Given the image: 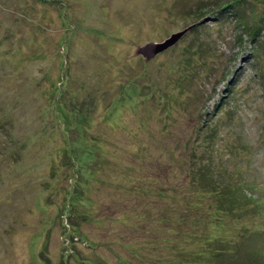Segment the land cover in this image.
I'll return each instance as SVG.
<instances>
[{
  "label": "rangeland",
  "instance_id": "rangeland-1",
  "mask_svg": "<svg viewBox=\"0 0 264 264\" xmlns=\"http://www.w3.org/2000/svg\"><path fill=\"white\" fill-rule=\"evenodd\" d=\"M226 2L0 0V264L209 263L191 230L264 264V37ZM240 165L245 216L184 215L191 170Z\"/></svg>",
  "mask_w": 264,
  "mask_h": 264
},
{
  "label": "trees",
  "instance_id": "trees-1",
  "mask_svg": "<svg viewBox=\"0 0 264 264\" xmlns=\"http://www.w3.org/2000/svg\"><path fill=\"white\" fill-rule=\"evenodd\" d=\"M230 2H226L227 5H225V7H230V8H237L239 7L237 10L240 13V15L237 17L239 23L242 25V27H247L248 30H251L250 36L254 39L255 37H264V1L263 0H250L247 1V4L244 0H229ZM249 6L252 8V12L254 13V15L252 14L251 18L246 16V13L248 12ZM224 7V8H225ZM237 12V11H236ZM237 12V13H238ZM254 16V17H253ZM249 18V19H248ZM262 62V61H261ZM262 64H264L262 62ZM261 70H259L257 73L259 76H264V69L260 68ZM59 88V87H57ZM61 114V112H60ZM237 149V148H235ZM234 149V150H235ZM241 156V154H240ZM239 156V157H240ZM240 167H243L242 165H240L237 169L235 170V172L230 173L234 178L233 183L235 185H231V184H225V183H220L219 181H214L213 177L215 176L212 172L209 171H203L202 173H196L195 171L191 170V172H189L190 175V179L191 181H189L191 184L190 185V194L191 197L188 195V198H185L190 206L187 207V211L191 212H187L184 215L187 216H193L195 221L202 223L204 221V219H208L209 216H205L204 218H202V208L206 209L205 206V202H207V200H210L212 197L214 198V204L217 206L212 207V210H215L216 215H214L216 218H219V212L220 211H224L226 210L227 212H229L231 215L234 213L239 214V216H245V212L246 210L249 209V205L252 206L251 202L249 201L250 198H255L254 196L249 195L248 196L246 193H242L243 192V187L240 186V184L243 182L244 187L247 188L248 192H252L253 188H256L255 183H249L248 181H246L245 179L240 180L241 175L242 174ZM239 174L240 177L236 174ZM247 173V172H246ZM245 173V174H246ZM221 175V174H220ZM219 175V177H220ZM239 178V179H238ZM240 180V181H239ZM210 182V186H207L208 184L206 182ZM194 189V190H193ZM149 189H146V192ZM159 193V191H158ZM256 199V198H255ZM226 205V206H225ZM208 208V207H207ZM256 210V209H254ZM198 213H196V212ZM257 211V210H256ZM264 210L260 209V212H263ZM182 216L181 217V221L179 219V225H180V229L179 231L181 232V228L183 226L185 227H189L188 230H191L194 228L193 225L188 224L185 220L187 218V216ZM201 215V216H199ZM229 216V217H234L233 216ZM212 216V215H211ZM224 216H226V214L224 213ZM228 217V216H227ZM168 219L164 218L165 223L168 226ZM206 221V220H205ZM217 221V220H216ZM173 220L171 219V224H173ZM176 228V226H174ZM193 232V233H192ZM179 233V232H178ZM188 236H190L189 240H192V244H183L182 242H180L179 245H177L178 249H179V253L180 254H184V255H188V257H185L184 259H182V263L183 260L185 259H190V261H192L193 259H206L209 260L210 262L207 264H211V259H213V264H220L221 259V254L223 253H227V257L228 256H235L233 253L231 252L232 249H228L226 250L224 247L219 246L220 242H222V238L218 236V234H216V236L213 238V235H209L207 236L205 239L208 240V244L205 247L201 242H203L201 239H198L196 231H189L188 232ZM185 240V239H183ZM182 241V239L180 240H176L175 242H179ZM200 245L201 247H205V248H201L198 246L197 252H194V248L196 247L195 244ZM191 248V250L189 249ZM193 249V250H192ZM230 253V254H229ZM263 255L262 257H264V252L260 253V256ZM229 258V257H228ZM168 263V262H167ZM188 262H184L183 264H187ZM168 264H175V263H168Z\"/></svg>",
  "mask_w": 264,
  "mask_h": 264
},
{
  "label": "water",
  "instance_id": "water-1",
  "mask_svg": "<svg viewBox=\"0 0 264 264\" xmlns=\"http://www.w3.org/2000/svg\"><path fill=\"white\" fill-rule=\"evenodd\" d=\"M191 28V27H190ZM189 28V29H190ZM188 31L187 30H183L180 31L178 33L173 34L171 37H169L168 39H166L163 42L160 43H152V56L157 55L158 53H162L163 51L169 49L170 47H172L173 45L176 44V42ZM148 58H151V56H147ZM147 58V59H148Z\"/></svg>",
  "mask_w": 264,
  "mask_h": 264
}]
</instances>
